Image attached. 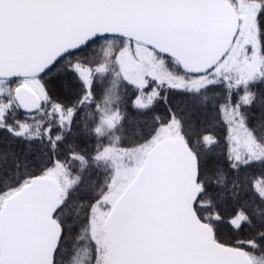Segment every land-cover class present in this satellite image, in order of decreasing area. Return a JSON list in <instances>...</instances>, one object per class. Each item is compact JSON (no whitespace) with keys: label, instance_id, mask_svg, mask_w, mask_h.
Instances as JSON below:
<instances>
[{"label":"snow or ice","instance_id":"obj_1","mask_svg":"<svg viewBox=\"0 0 264 264\" xmlns=\"http://www.w3.org/2000/svg\"><path fill=\"white\" fill-rule=\"evenodd\" d=\"M0 264H264V0H0Z\"/></svg>","mask_w":264,"mask_h":264}]
</instances>
